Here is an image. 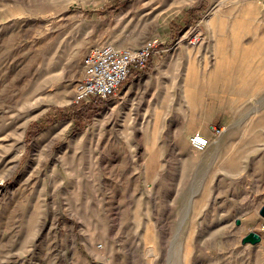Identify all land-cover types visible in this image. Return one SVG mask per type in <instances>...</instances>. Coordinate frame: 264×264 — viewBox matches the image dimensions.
Listing matches in <instances>:
<instances>
[{"label": "rangeland", "instance_id": "rangeland-1", "mask_svg": "<svg viewBox=\"0 0 264 264\" xmlns=\"http://www.w3.org/2000/svg\"><path fill=\"white\" fill-rule=\"evenodd\" d=\"M256 7L0 0V264H264ZM154 39L116 94L73 103L93 49Z\"/></svg>", "mask_w": 264, "mask_h": 264}, {"label": "built area", "instance_id": "built-area-1", "mask_svg": "<svg viewBox=\"0 0 264 264\" xmlns=\"http://www.w3.org/2000/svg\"><path fill=\"white\" fill-rule=\"evenodd\" d=\"M158 54L156 39L137 49L120 50L113 45L93 49L85 59L84 76L75 87L73 103L81 104L92 98L106 99L116 94L132 72L145 67ZM215 132L221 131L215 129ZM209 144V139L202 135L193 138L196 150L203 151Z\"/></svg>", "mask_w": 264, "mask_h": 264}, {"label": "bare ground", "instance_id": "bare-ground-1", "mask_svg": "<svg viewBox=\"0 0 264 264\" xmlns=\"http://www.w3.org/2000/svg\"><path fill=\"white\" fill-rule=\"evenodd\" d=\"M249 2H251V1H249ZM251 3H252V2H251ZM252 4H254V2H253ZM254 6H255V5H254ZM247 8H248V7H247ZM256 10H257L258 14H263V15H264V10H261L260 8H257V7H256ZM248 11H249V10H248ZM253 13H254V12H253ZM253 13H252V14H253ZM237 17H239V15H238ZM234 19H237V18H234ZM237 20H238V19H237ZM239 20H240V19H239ZM239 20H238V21H239ZM241 20L243 21V19H241ZM233 24H235V23H233ZM209 25H210V24H209ZM226 25H227V24H226ZM235 25H236V24H235ZM210 26H211V25H210ZM223 26H225V25H223ZM238 26H239V25H238ZM225 27H226V26H225ZM227 27H228V26H227ZM227 27H226V28H227ZM212 29H213V28H212ZM216 31H217V29H216ZM215 35H216V33H215ZM238 36H240V35H238ZM238 36L236 35L237 38H238ZM240 38H242V37H240ZM235 39H236V38H235ZM192 40H193V39H192ZM233 40H234V37H233ZM240 40H241V39H240ZM240 40H239V42H240ZM242 40H243V38H242ZM183 41H184V40H183ZM217 41H218V40H217ZM220 42H221V41H220ZM239 42L237 41V44H238ZM262 42H264V40H263ZM179 43H180V42H179ZM192 43H193V42H192ZM193 44H194V43H193ZM195 44H196V41H195ZM216 44H217V46H218V43H216ZM219 44H220V43H219ZM234 46H236V45H234ZM238 46H239V44H238ZM236 47H237V46H236ZM262 49H263V48H262ZM217 54H218V53H217ZM236 54H237V53H236ZM216 56H217V55H216ZM236 56H237V55H236ZM244 59H245V57H244ZM253 60H254V59H253ZM253 60H252V61H253ZM228 71H229V70H228ZM243 71H244V70H243ZM243 71H242V72H243ZM246 71H247V70L245 69V74H247ZM249 71H251V68L249 69ZM225 72H226V71H225ZM242 72H241L240 74H244V72H243V73H242ZM221 74H222V73H221ZM226 74H227V73H226ZM228 74H229V73H228ZM224 75H225V74H224ZM224 75H223V76H224ZM221 76H222V75H221ZM241 76H242V75H241ZM239 77H240V75H239ZM211 78H212V76H211ZM213 78H214V77H213ZM215 78H216V77H215ZM221 78H222V77H221ZM228 78H229V77H228ZM208 79H209V77H208ZM240 79H241V78H239V80H240ZM206 83H207V84H208V83L210 84L211 82H208V81H207ZM209 84H208V85H209ZM225 84H227V83H225ZM211 91H212V90H211ZM229 91H230V89H229ZM228 93H229V92H228ZM224 95H225V94H224ZM230 95H233V94H230ZM225 96H226V95H225ZM122 97H123V96H122ZM125 99H126V98H125ZM114 107H115V106H114ZM97 120H98V119H97ZM204 130H205V129H204ZM202 133H203V132H202ZM44 137H45V135L43 136V138H44ZM41 138H42V137H41ZM53 139H54V138H53ZM59 139H61V138H59ZM59 139H58V140H59ZM76 139H78V138H76ZM85 139H86V138H85ZM56 140H57V139H56ZM49 142H50V141H49ZM54 143H55V142H54ZM54 143H53V144H54ZM187 143H188V139H186V138L182 139V141H181L182 146H186ZM48 144H49V143H48ZM53 144H51V145H53ZM49 146H50V145H49ZM50 147H51V146H50ZM52 147H53V146H52ZM66 167H69V165H68V166L66 165ZM73 174H74V173H73ZM71 175H72V174H71ZM68 176H69V175H68ZM72 176H73V175H72ZM63 182H64V181H63ZM61 183H62V182H61ZM69 194H71V193H69Z\"/></svg>", "mask_w": 264, "mask_h": 264}, {"label": "water", "instance_id": "water-1", "mask_svg": "<svg viewBox=\"0 0 264 264\" xmlns=\"http://www.w3.org/2000/svg\"><path fill=\"white\" fill-rule=\"evenodd\" d=\"M261 215L264 217V207L261 210ZM243 244H252V245H256L258 243L262 242V236L256 232H250L248 235H246L243 238Z\"/></svg>", "mask_w": 264, "mask_h": 264}, {"label": "trees", "instance_id": "trees-1", "mask_svg": "<svg viewBox=\"0 0 264 264\" xmlns=\"http://www.w3.org/2000/svg\"><path fill=\"white\" fill-rule=\"evenodd\" d=\"M92 108H95V107H93V105H88V106H87V110H88V109H92Z\"/></svg>", "mask_w": 264, "mask_h": 264}]
</instances>
